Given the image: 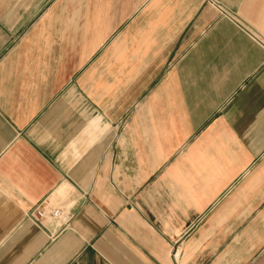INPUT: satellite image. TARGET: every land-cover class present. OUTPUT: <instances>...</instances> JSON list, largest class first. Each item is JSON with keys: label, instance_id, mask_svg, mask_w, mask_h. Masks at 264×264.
Returning <instances> with one entry per match:
<instances>
[{"label": "crops", "instance_id": "obj_1", "mask_svg": "<svg viewBox=\"0 0 264 264\" xmlns=\"http://www.w3.org/2000/svg\"><path fill=\"white\" fill-rule=\"evenodd\" d=\"M0 264H264V0H0Z\"/></svg>", "mask_w": 264, "mask_h": 264}, {"label": "built area", "instance_id": "obj_2", "mask_svg": "<svg viewBox=\"0 0 264 264\" xmlns=\"http://www.w3.org/2000/svg\"><path fill=\"white\" fill-rule=\"evenodd\" d=\"M53 216H57L63 220H66V215H63L61 210L59 208H54L51 213ZM45 215V211L43 209H37L35 218L38 219L39 217H42Z\"/></svg>", "mask_w": 264, "mask_h": 264}]
</instances>
